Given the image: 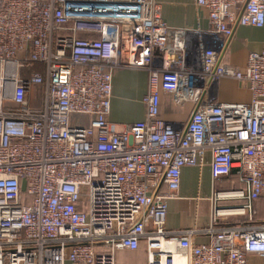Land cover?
<instances>
[{
    "label": "built area",
    "instance_id": "obj_1",
    "mask_svg": "<svg viewBox=\"0 0 264 264\" xmlns=\"http://www.w3.org/2000/svg\"><path fill=\"white\" fill-rule=\"evenodd\" d=\"M196 3L211 46L169 26L157 0H0V264H117L142 243L144 264L264 257V46L243 67L223 58L237 26L264 25V0ZM127 66L148 71L145 117L117 129L113 78ZM222 78L251 101L219 100ZM162 93L193 105L186 121L163 118ZM207 163L244 187L215 193L234 201L214 205L212 241L197 244L202 228L165 224L182 168ZM233 216L245 219L221 224Z\"/></svg>",
    "mask_w": 264,
    "mask_h": 264
},
{
    "label": "crops",
    "instance_id": "obj_2",
    "mask_svg": "<svg viewBox=\"0 0 264 264\" xmlns=\"http://www.w3.org/2000/svg\"><path fill=\"white\" fill-rule=\"evenodd\" d=\"M161 4L163 20L171 27L188 28L190 37L201 41L206 46L214 44L212 39L203 37L197 30L208 27V9L196 3V0H157ZM264 46V25L262 27L239 25L235 28L223 58L230 64L243 67L247 64L250 52H259ZM148 91V71L142 67L127 66L119 69L113 78V95L109 121L117 129L144 119L145 106L142 102ZM217 98L229 102H250L251 92L240 81L232 78H222L217 87ZM193 110L190 102L178 103L172 95L161 94V113L163 118L180 124L188 118ZM207 162L211 155L207 153ZM244 187L238 173L221 177L215 181L212 178L209 163L202 168L185 166L181 172V183L178 190L168 201L166 228L171 231L185 230L193 227L202 228L194 242L210 243L213 234L206 231L210 226L214 205L232 201L215 199L217 191ZM163 190L167 191L164 186ZM256 221L264 222V193L254 201ZM244 216H233L220 220L221 224H230L244 220ZM117 264H144L147 261V250L144 243L135 251L118 250ZM248 264H264V257L256 253L248 255Z\"/></svg>",
    "mask_w": 264,
    "mask_h": 264
},
{
    "label": "rangeland",
    "instance_id": "obj_3",
    "mask_svg": "<svg viewBox=\"0 0 264 264\" xmlns=\"http://www.w3.org/2000/svg\"><path fill=\"white\" fill-rule=\"evenodd\" d=\"M78 119H82V120H80L81 122L84 120L83 118H78ZM78 119H77V118H75V119H74V121H75V122H77V121H78Z\"/></svg>",
    "mask_w": 264,
    "mask_h": 264
},
{
    "label": "trees",
    "instance_id": "obj_4",
    "mask_svg": "<svg viewBox=\"0 0 264 264\" xmlns=\"http://www.w3.org/2000/svg\"><path fill=\"white\" fill-rule=\"evenodd\" d=\"M37 90V89H36ZM257 214V213H256Z\"/></svg>",
    "mask_w": 264,
    "mask_h": 264
}]
</instances>
